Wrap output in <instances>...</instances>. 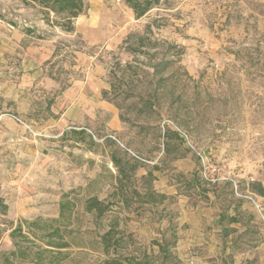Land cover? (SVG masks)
<instances>
[{
  "label": "rangeland",
  "instance_id": "374dc122",
  "mask_svg": "<svg viewBox=\"0 0 264 264\" xmlns=\"http://www.w3.org/2000/svg\"><path fill=\"white\" fill-rule=\"evenodd\" d=\"M41 45L50 58L33 63ZM90 65L105 86L103 99L119 111L121 135L111 137L105 119L90 128L87 117L92 134L80 138L75 128L83 125L63 121L60 98ZM102 139L120 162L117 183L130 192L89 185V152L104 153L93 144ZM197 153L227 180L203 181ZM169 158H188L193 169L174 177L181 194L231 195L251 205L264 264V0H161L139 20L122 0H86L73 33L47 25L18 0H0L2 261L15 252L13 264H96L112 255L144 264L135 231L149 210L141 190L151 184L139 172L155 161L166 170ZM91 197L109 205L102 218L86 212ZM20 226L23 235L11 236ZM113 227L120 239L109 248L103 237ZM53 230L59 233L47 237Z\"/></svg>",
  "mask_w": 264,
  "mask_h": 264
},
{
  "label": "crops",
  "instance_id": "0c3cea01",
  "mask_svg": "<svg viewBox=\"0 0 264 264\" xmlns=\"http://www.w3.org/2000/svg\"><path fill=\"white\" fill-rule=\"evenodd\" d=\"M33 50L39 52V55L31 56L33 63L42 64L50 58V52L43 45ZM93 70L90 65L85 77L76 81L60 98L59 104L62 107L66 105L63 121L83 125L75 128L79 130L80 138L85 135L83 131L91 133L84 126L87 125V117L91 118L88 121L90 128L96 129L105 119L107 129L113 133L111 137L121 135L124 128L119 111L103 99L105 86L98 73ZM44 80L49 82L48 78ZM108 143L104 139L93 140L95 146L101 145L104 153L89 152L91 166L94 168L89 185L95 187V192L97 188L106 186L114 194L128 193L130 187L117 183L116 171L120 162L114 158ZM118 143L123 146L119 141ZM101 159L106 160V166L101 165ZM168 162L169 168L166 170L155 161L148 162L153 165L152 168H141L139 172L141 179L151 184V190H141V194L143 191L144 194L147 193L141 206H146L149 210L145 217L141 216L135 231L138 237L141 236V261L144 260V264H167L169 258H172L175 261L173 264H259L258 257L261 256L262 249L259 250L256 246L258 235L254 226L255 218L251 216L254 210L251 205L233 202L231 195L219 197L209 192H199L193 198L191 195L181 194L182 184L174 177L176 173L187 175L193 172V169L187 168L189 159L179 161L169 158ZM104 176L105 180H109L103 181ZM186 185L189 188L195 187L198 191L202 187L195 182H188ZM223 199L224 202L219 203ZM122 203L127 206L124 201ZM166 241H172L168 248L164 243ZM113 257L118 255L110 258Z\"/></svg>",
  "mask_w": 264,
  "mask_h": 264
},
{
  "label": "trees",
  "instance_id": "16d2710c",
  "mask_svg": "<svg viewBox=\"0 0 264 264\" xmlns=\"http://www.w3.org/2000/svg\"><path fill=\"white\" fill-rule=\"evenodd\" d=\"M24 6L29 7L33 10L38 11L44 22L53 27L61 29L65 33L75 32L76 20L83 15L85 10L86 0H18ZM124 3L133 11L136 20L145 17L151 10L158 6L161 0H122ZM31 30H27L26 34H31ZM115 164L116 160H114ZM109 205H105L98 197H91L85 203V210L88 213H94L96 217L102 218L107 212ZM17 233L22 234V226L17 227L11 232V236ZM59 233V230H53L47 234V237L54 238ZM118 233L115 227L111 228L107 234L103 237V243L106 247L116 248L119 243ZM49 247H53L55 244L53 242H47ZM59 246L65 248L66 244H58ZM12 257H5L2 261L0 258V264H13L12 259L16 257V253L12 252L10 254ZM96 264H131L130 260L127 258L113 257L108 258L102 262Z\"/></svg>",
  "mask_w": 264,
  "mask_h": 264
},
{
  "label": "built area",
  "instance_id": "2783aa9c",
  "mask_svg": "<svg viewBox=\"0 0 264 264\" xmlns=\"http://www.w3.org/2000/svg\"><path fill=\"white\" fill-rule=\"evenodd\" d=\"M117 1L120 2L121 0H117ZM168 125L172 126L177 131V133L182 137L184 142L187 143L192 148V146L190 145V142L188 140L187 135L182 130H180L178 127H176L174 124H172L170 122L168 123ZM197 154L201 159L203 181H205L211 185H217L219 182H221L223 180L224 181L227 180L226 178H220V175L215 174V173H218V168L216 166L210 164V160L208 158H205L200 153H197ZM235 188H237V187L235 186ZM248 199L255 205V207L257 209L259 208V206L256 204V201L253 200V198L248 197Z\"/></svg>",
  "mask_w": 264,
  "mask_h": 264
}]
</instances>
